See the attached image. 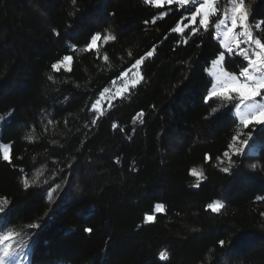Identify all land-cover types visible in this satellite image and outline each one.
<instances>
[{
  "label": "trees",
  "instance_id": "16d2710c",
  "mask_svg": "<svg viewBox=\"0 0 264 264\" xmlns=\"http://www.w3.org/2000/svg\"><path fill=\"white\" fill-rule=\"evenodd\" d=\"M200 2L0 0V264H264V120L208 96L229 0Z\"/></svg>",
  "mask_w": 264,
  "mask_h": 264
},
{
  "label": "rangeland",
  "instance_id": "374dc122",
  "mask_svg": "<svg viewBox=\"0 0 264 264\" xmlns=\"http://www.w3.org/2000/svg\"><path fill=\"white\" fill-rule=\"evenodd\" d=\"M155 4L164 2H196L201 1L192 14L189 23L199 17L202 25L207 23L208 17L215 11L216 0H152ZM247 12L245 7L237 0H229L226 10L221 19L216 24V36L223 49L206 68V72L212 78V85L208 96H217L228 101L236 100L233 106V112L236 114L239 125H246L249 122L264 120V47L254 39L247 29ZM183 25L177 24L175 29L181 31ZM95 45V39L91 46ZM236 49L247 59V66L239 74L228 72L223 67L224 51ZM140 61L120 77L122 85L116 87L115 94L120 95L126 91L130 85L136 84L141 79L138 69ZM60 65L67 67L69 58H65ZM114 98L113 93L101 95L94 107L101 108L103 102L111 101ZM258 137L250 144L248 150L255 151ZM234 145V144H232ZM4 157H8L7 145H2ZM218 203H214L216 207ZM159 208V206L157 207Z\"/></svg>",
  "mask_w": 264,
  "mask_h": 264
}]
</instances>
